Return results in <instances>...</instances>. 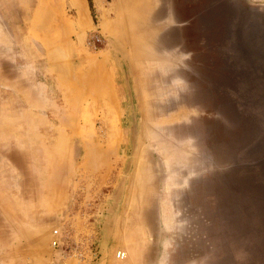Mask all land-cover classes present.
<instances>
[{"label": "rangeland", "instance_id": "rangeland-1", "mask_svg": "<svg viewBox=\"0 0 264 264\" xmlns=\"http://www.w3.org/2000/svg\"><path fill=\"white\" fill-rule=\"evenodd\" d=\"M90 2L0 0V264H264V0Z\"/></svg>", "mask_w": 264, "mask_h": 264}, {"label": "built area", "instance_id": "built-area-1", "mask_svg": "<svg viewBox=\"0 0 264 264\" xmlns=\"http://www.w3.org/2000/svg\"><path fill=\"white\" fill-rule=\"evenodd\" d=\"M66 236H67L66 232L63 231L61 227H56L52 231V238H51L52 248L60 249L65 244ZM115 258L119 261L124 260L126 258V253L124 251H117L115 253ZM81 261L85 262L84 258H81Z\"/></svg>", "mask_w": 264, "mask_h": 264}, {"label": "trees", "instance_id": "trees-1", "mask_svg": "<svg viewBox=\"0 0 264 264\" xmlns=\"http://www.w3.org/2000/svg\"><path fill=\"white\" fill-rule=\"evenodd\" d=\"M88 4H89V7H90V9H91V2H90V0H88Z\"/></svg>", "mask_w": 264, "mask_h": 264}, {"label": "bare ground", "instance_id": "bare-ground-1", "mask_svg": "<svg viewBox=\"0 0 264 264\" xmlns=\"http://www.w3.org/2000/svg\"><path fill=\"white\" fill-rule=\"evenodd\" d=\"M126 258H127V256H126Z\"/></svg>", "mask_w": 264, "mask_h": 264}, {"label": "water", "instance_id": "water-1", "mask_svg": "<svg viewBox=\"0 0 264 264\" xmlns=\"http://www.w3.org/2000/svg\"><path fill=\"white\" fill-rule=\"evenodd\" d=\"M260 57V56H259Z\"/></svg>", "mask_w": 264, "mask_h": 264}]
</instances>
